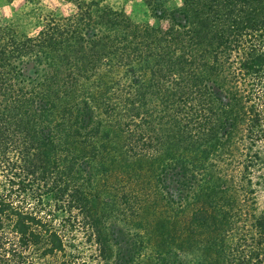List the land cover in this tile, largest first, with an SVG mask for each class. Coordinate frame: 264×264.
I'll use <instances>...</instances> for the list:
<instances>
[{"label":"trees","instance_id":"obj_1","mask_svg":"<svg viewBox=\"0 0 264 264\" xmlns=\"http://www.w3.org/2000/svg\"><path fill=\"white\" fill-rule=\"evenodd\" d=\"M141 1L157 26L95 0H67L75 15L39 17L34 35L0 25V264H74L24 200L35 187L82 215L111 264H175L105 225L94 185L116 162L146 164L168 207L200 205L186 238L203 264H264V0Z\"/></svg>","mask_w":264,"mask_h":264},{"label":"rangeland","instance_id":"obj_2","mask_svg":"<svg viewBox=\"0 0 264 264\" xmlns=\"http://www.w3.org/2000/svg\"><path fill=\"white\" fill-rule=\"evenodd\" d=\"M95 1L108 5L114 10H123L139 25L157 26L156 20L151 17L150 11L141 0ZM180 5V0H170L166 6L173 9ZM75 12L74 6L67 0H0V25L14 24L19 31L34 35L38 30L39 17L53 13L56 17L69 18L74 16ZM241 134L242 128H239L237 134L239 144H236L232 150L234 158L240 152ZM118 160L122 159L118 158ZM114 164L113 170L97 179L94 185L96 194L100 198L101 212L107 222L105 225L122 224L121 227L130 226L138 230L145 241L144 260L149 261L152 250L156 251L160 246L161 250L163 247L164 250L168 248L172 250L169 256L170 263L174 261L175 264H203L207 253L205 247L198 244L193 246L195 243L188 242L186 238L187 222L200 205L191 203L192 205L182 209L175 206L168 207L158 194L153 193V178L147 173L146 164L141 170L136 166L127 168L121 163ZM232 164L233 162L225 169L230 174L236 175ZM253 181L257 206L259 211L264 212V169L259 173L254 170ZM37 194L38 189L35 187L24 200L28 202L33 212L48 218L65 244L66 256H69L74 264H111V260L103 257L94 238L90 239L91 229L83 224L82 215L75 209L62 213L48 200L38 204ZM127 196L128 203H123ZM39 262L54 264L56 259Z\"/></svg>","mask_w":264,"mask_h":264}]
</instances>
